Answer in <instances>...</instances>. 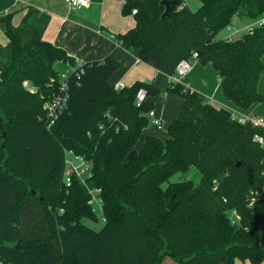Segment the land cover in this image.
I'll use <instances>...</instances> for the list:
<instances>
[{"label": "trees", "instance_id": "1", "mask_svg": "<svg viewBox=\"0 0 264 264\" xmlns=\"http://www.w3.org/2000/svg\"><path fill=\"white\" fill-rule=\"evenodd\" d=\"M160 1L125 0L123 14L136 9L134 26L116 35L125 49L169 76L196 52L197 62L218 72L223 95L236 106L246 110L264 101L257 89L264 27L218 37L234 15L262 14L264 0H198L195 9L167 0L169 16H162ZM48 20L34 7L16 26L11 12L0 13L8 38L0 46V264H162L166 257L176 264H260L264 147L255 134L264 137V129L240 124L227 109L172 81L167 92L184 103L168 137L147 135L137 150L153 109L147 97L158 88L137 80L116 89L109 77L120 64L111 57L77 63L42 39ZM56 61L72 67L69 98L48 128L42 104L57 89ZM140 89L145 98L136 104ZM65 149L92 161L90 181L103 197L99 229L86 223L99 219L80 182L74 179L68 193L62 187ZM192 166L200 172L197 184L170 180ZM231 211L240 217L236 223Z\"/></svg>", "mask_w": 264, "mask_h": 264}, {"label": "crops", "instance_id": "2", "mask_svg": "<svg viewBox=\"0 0 264 264\" xmlns=\"http://www.w3.org/2000/svg\"><path fill=\"white\" fill-rule=\"evenodd\" d=\"M185 2V1H184ZM187 4V2H185ZM28 7H34L46 13L49 20L42 33V39L55 46L63 48L77 63L100 60L111 57L120 66L109 77V83L114 87L130 85L140 80L151 82L159 90L158 95L147 97L153 103V111L161 121L157 127L151 121L146 126L135 145L138 150L147 135L165 140L168 137V127L173 118L181 111L183 99L167 92V87L173 81V76L157 70L153 66L139 60L125 49L116 39V35L132 28L135 24L133 14H123V4L120 0H90L87 7H69L65 0H0V13L11 12L12 24L18 25ZM251 19L234 15L230 26L238 30L231 34L225 29L221 38L234 39L244 32V27ZM1 33L3 35H1ZM8 43L7 36L0 29V46ZM262 71L257 83L258 91L264 95V55L261 57ZM53 68L58 72H68L72 67L65 62L56 61ZM182 84L200 92L215 107L228 111H246L249 114L264 116V101L253 102L248 109L242 110L231 100L227 99L220 87L218 72L210 63L205 65L194 62L191 70L183 75ZM164 258L162 264H176ZM235 264H251L249 260H235ZM264 264V260L260 263Z\"/></svg>", "mask_w": 264, "mask_h": 264}, {"label": "built area", "instance_id": "3", "mask_svg": "<svg viewBox=\"0 0 264 264\" xmlns=\"http://www.w3.org/2000/svg\"><path fill=\"white\" fill-rule=\"evenodd\" d=\"M69 7H87L90 3V0H65ZM125 3V0H120ZM136 9L133 8L131 10V14H134ZM256 27H264V12L257 16L254 19H251L250 22L244 27V32H252ZM226 29L231 31V34L237 33L238 30L232 29L229 25L226 26ZM243 32V33H244ZM197 53L193 52L191 57L181 59L175 67V74L173 75L174 82H180V78L188 73L194 62H196ZM72 69L68 72L59 73L57 89L53 91L51 94H48L43 101L42 107L45 111V120L46 125L49 128L51 125L55 123L59 115L65 109L68 98H69V89L67 78L71 73ZM55 79L51 78L49 85L51 88L54 87ZM115 88H119V86H115ZM145 98V90L140 89L136 95V104H140L142 100ZM232 118H234L240 124H249L256 128L264 129V116L249 114L246 111H237L231 110L229 111ZM150 117V121L152 124L157 127L161 126V121L158 117H156L153 110L148 112ZM102 129V125L99 126ZM256 141L260 144V146L264 147V137L259 134H255ZM64 170L62 175V187L65 189V192L68 193L69 187L71 186L74 179H77L80 184L85 188L88 199L87 203L90 205L91 210L96 213L98 216L99 222L103 223L105 218L103 216V197H102V189L99 186H95L91 184V177L93 175L92 172V161L82 154L75 153L72 149L64 150ZM255 200V196H252L249 200L248 205L251 206ZM60 212H62V208H60ZM231 221L236 223L239 220V215L235 211H231Z\"/></svg>", "mask_w": 264, "mask_h": 264}, {"label": "rangeland", "instance_id": "4", "mask_svg": "<svg viewBox=\"0 0 264 264\" xmlns=\"http://www.w3.org/2000/svg\"><path fill=\"white\" fill-rule=\"evenodd\" d=\"M185 2H187V5L192 8L195 9L198 6L199 1L198 0H184ZM225 32V29L222 30V33ZM222 33H218V37L222 36ZM1 35H3L1 33ZM62 69L65 68H59L58 70L61 71V73H63ZM191 180L194 184H197L199 182L200 179V172L198 171V169L194 166L190 167V169L186 172H178L176 174H174L173 176L170 177L171 181H176V180ZM166 183H164L163 185H165ZM264 209V208H263ZM87 224L91 225V227L95 228V229H99L102 225V223H92L90 221H86ZM259 230H260V235H261V244L264 247V215L262 217V219L259 222ZM168 261H173L170 257L167 258Z\"/></svg>", "mask_w": 264, "mask_h": 264}, {"label": "water", "instance_id": "5", "mask_svg": "<svg viewBox=\"0 0 264 264\" xmlns=\"http://www.w3.org/2000/svg\"><path fill=\"white\" fill-rule=\"evenodd\" d=\"M161 5L164 6V11L162 12V16H169L170 15V2L167 0H161L160 1ZM34 193V191H32ZM175 206V202L173 200V196H170L169 201L166 203V207L169 210H172Z\"/></svg>", "mask_w": 264, "mask_h": 264}]
</instances>
